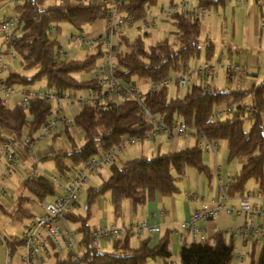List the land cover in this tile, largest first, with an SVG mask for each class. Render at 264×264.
Listing matches in <instances>:
<instances>
[{
  "label": "trees",
  "instance_id": "trees-1",
  "mask_svg": "<svg viewBox=\"0 0 264 264\" xmlns=\"http://www.w3.org/2000/svg\"><path fill=\"white\" fill-rule=\"evenodd\" d=\"M83 0H23L16 3L15 13L20 17L15 50L25 73L10 69L5 74L9 87H34L43 82L42 88L59 93L98 91L100 87L92 78L79 79L76 74L92 70L97 60L104 55L101 39L96 45L98 53L83 59L69 58L57 52L61 49L58 40L62 24H69L79 31L85 25L102 22L106 17V4L101 0L83 3ZM160 0H127L122 11L137 18L146 16ZM8 2V0H0ZM203 3L217 9L225 6L222 0H205ZM163 21H170L175 31L173 39L164 38L147 46L142 35L130 39L125 31H118L117 65L118 77L128 84L158 82L173 74L188 71L191 63L201 57L202 43L206 60L213 57L214 43L210 38L201 41V19L176 14ZM162 21V22H163ZM149 33H145L148 35ZM1 44V37H0ZM144 93V92H143ZM250 96L254 112L242 111L244 100ZM142 104L161 118L168 126L185 122L195 135L204 133L210 140L226 141L228 161L242 160L240 170L232 176L229 194L233 197L248 192L247 185L254 181L264 190V79L248 91L221 89L213 84L193 83L184 97H172L170 89L147 90ZM235 106V111L226 118L211 122L214 110ZM53 112V105L43 99L30 100L28 109L17 104L3 106L0 96V142L35 138L41 126ZM251 120L250 129L245 122ZM77 132L83 134L79 142L74 133L65 127L59 136L68 143L56 146L58 136H51V156L41 161H52L56 172L70 174L79 171L93 157L118 146L125 137L149 133L153 126L141 117V103L135 97L113 98L101 103L88 104L80 108L74 118ZM23 157L31 158L27 146L21 147ZM36 166V165H35ZM110 168V176L100 186L86 189L85 213L69 211L65 219L77 225L79 249L63 255L51 252L53 264H151L152 261L172 258L169 236H164L157 245L150 239H142L137 246L130 243L131 233L118 238L111 252L91 247V236L95 229L89 220L97 201L107 198L117 217L124 212V205L131 201L142 206L155 199L156 195L174 197L180 192L178 181L194 169L211 183L213 172L205 163L203 151L198 144L180 151L157 154L153 157L139 156L128 160H116ZM22 192L16 196L15 207L4 212L12 222H29L35 215V206L51 200L58 191L47 178L38 174L27 175L22 183ZM78 204V203H77ZM13 247V255L22 247V236H6ZM235 241L222 231L202 243H184L175 264H232ZM252 264H264V248Z\"/></svg>",
  "mask_w": 264,
  "mask_h": 264
},
{
  "label": "built area",
  "instance_id": "built-area-1",
  "mask_svg": "<svg viewBox=\"0 0 264 264\" xmlns=\"http://www.w3.org/2000/svg\"><path fill=\"white\" fill-rule=\"evenodd\" d=\"M23 0H8L18 3ZM106 4V17L103 20L104 30L96 39L73 36L72 39L81 45L89 43L96 45L101 39L104 41L105 49L102 63L96 65L92 71L91 78L100 87L98 91L59 93L57 91L42 87H20V105L28 109L30 100L33 98L43 99L53 105V112L47 121L41 126L35 138L0 142V177L5 180L11 172L18 169L23 154L21 147L27 146L31 155L36 154V147L42 140L51 136H59L61 130L68 127L71 132L75 131L74 119L67 116L65 108L74 105L81 108L84 105L104 102L108 99L129 97L137 98L141 103V117L144 122L153 126L152 130L144 137H125L123 141L111 150L91 158L83 168L75 173L60 174L54 172L45 176L54 185L58 193L51 200L43 201L35 211L34 217L25 226L22 235V252L18 256L20 264H44L51 252L60 256L70 251L79 249L80 239L78 233L67 225L65 214L72 210L80 200L86 184L95 177L97 172L107 166H111L119 159L121 152L128 147H135L140 142L149 138L155 139L159 135H165L167 140L174 137L192 134L197 138L198 147L203 153L212 154L215 158L213 178L217 186V195L208 200L198 192H185L188 201L197 204L191 218L183 225L184 234L180 235L182 240L190 237L191 243H202L208 240L204 233L202 223L216 220L221 214H235L243 217L244 222L231 229L222 232L240 242L241 249L235 245V255L232 264H243L247 258L253 257L257 247L261 244L264 248V190L257 192L248 191L243 195L235 197L229 194L231 181L225 165L219 163V141L210 140L204 133L195 135L185 122L168 126L161 118L155 116L151 110L142 104L144 94L135 84H128L118 77L117 45L114 41L118 31L135 28L145 33H151L159 22L171 18L176 14L188 15L196 19L209 18L213 14V7L203 3L205 0H168L167 5L155 12L149 10L146 16L137 18L133 14L122 11L127 0H101ZM224 5L234 4L237 6L246 3L257 5L262 12L260 27L264 31V0H222ZM83 3H92V0H83ZM20 23L19 15L4 17L0 19V91L3 93L2 105L8 106L9 99L15 95V87L5 84V74L11 69V65L17 60L15 50L17 30ZM59 53L67 56L68 53L59 49ZM219 68L225 70L226 77L231 80L238 79L240 75L249 74L248 65L224 64L216 61H205L191 67L184 73L173 74L158 82L149 83V91H157L161 88L171 89L172 87L188 88L195 79L212 78ZM235 111V106L221 107L213 111L210 116L211 122H217L229 116ZM242 111L247 115L254 112L253 106L243 104ZM52 153L49 150L47 157ZM36 168L32 174H38ZM5 190H0V200ZM236 200L237 204L233 201ZM256 221H259L258 223ZM149 230L158 233L160 228L151 226L148 221H139L136 224H117L101 226L95 229L91 236V247L100 249L107 241H115L122 235L133 233L140 236L143 231ZM0 246L5 250L3 264H14L13 247L9 244L6 236L0 233ZM162 264H175L171 259L164 260Z\"/></svg>",
  "mask_w": 264,
  "mask_h": 264
},
{
  "label": "crops",
  "instance_id": "crops-1",
  "mask_svg": "<svg viewBox=\"0 0 264 264\" xmlns=\"http://www.w3.org/2000/svg\"><path fill=\"white\" fill-rule=\"evenodd\" d=\"M239 8H241V10H242V19H243L244 24L246 26L244 29L246 37H248L250 39V41H252L253 43L255 40V44H256L257 39L259 37L260 30H261V34H264V31L260 27L261 15H262L261 9L257 5H254L253 3H246V4L240 5V6L230 4V5L221 6L217 9L213 8V14L209 18L201 19V28H202V20L208 21V24H209L208 29L210 31L214 25H217V23H219V20H221V18H223V20H221L222 28L226 27V24L228 23V20H229L228 15H234L236 12V9H239ZM215 12L217 14L214 16ZM232 26H233L232 36L234 38V31H235L234 20H233ZM103 28L104 27L102 24V27L99 29H95V31L89 35V38H95L97 36H100L101 33L103 32ZM149 34H151V33H149ZM237 52H239V51H237ZM229 53L232 54V51L230 50ZM258 59H259V56H253V57H251L249 63H246V65H248V70H249V74L247 76L240 75L238 77V79L231 80V79H228L226 77L225 70L223 68H219L217 70V73L212 78L195 79L194 83H197V84H209V83H211L214 86L221 88V89H231L232 91H237V90L248 91L249 89H246L247 88L246 86L248 84V78L259 76L260 63H259ZM205 61L213 62V60H211V59L205 60ZM223 61L224 60L216 61V62L226 64ZM199 63L200 62L195 60L191 63V67H194L195 65H197ZM229 64H231V63H229ZM232 64H237V63H232ZM239 65H242V64H239ZM11 68L14 69V67L12 65H11ZM256 71L258 72L257 74H255ZM254 85H256V84H254ZM137 87H138V85H137ZM177 89H178V91H180L179 88H177ZM15 90L17 92H15V95H13V97H11L9 99V102H8L9 107H13V106L19 104V102L21 100V97L19 94V92L21 90L20 87L15 88ZM0 96L1 97L3 96V93L1 91H0ZM243 102L245 103V100ZM79 111H80V108L78 106H74V105H68L65 108V112H66L67 116L71 119H74L75 116L79 113ZM75 131L77 132L76 129H75ZM181 137H184V136H181ZM181 137H174L171 140H167L165 135L161 134L155 139L149 138L147 140L140 142L135 147H128L127 149L123 150L121 152L118 160H123V158H122L123 153L134 152V150H138L139 154L135 155V156H131V158H129V159L139 157L142 155L148 156V157H153L157 154L180 151L182 149H185L186 147L189 148L188 147L189 144H186V142H184L181 139ZM194 137H195V141H196L194 144V146H195V145H197V138H196V136H194ZM63 140H64L63 136H58L57 141H56L57 142L56 146L59 145L58 143H62ZM50 143H51L50 138L42 140L41 142H39L37 144L35 155H32V157L28 158V159L25 157L23 158V160L21 162L22 167L19 166L17 170L13 171L14 173L17 174V177L20 179V181H22V180L24 181L26 176L32 174L36 168H38V170H39L38 175H41L44 177L49 175V174L56 172L55 166H54L52 161H41L42 159L47 157L46 154L50 150V147H49ZM191 147H193V146H191ZM219 147H220V145H219ZM128 155H130V153H128ZM126 160H128V159H126ZM214 160H215V158H214ZM218 161H219V158H218ZM221 164H224L225 168H226V161L225 160H223V163H221ZM188 174H189V177H188L189 180L187 181L186 184L183 185V190H185V192L186 191L198 192L201 195H204L206 198L210 196L211 199H213L217 195V186H216V182H215L214 178H213L212 182L210 183L206 177L203 178L201 175H199V173L197 171H196V173H191V171L187 170V175ZM187 175H186V177H187ZM109 176H110L109 166L101 168L97 172L95 177L92 178L88 182V187L100 186L101 183L104 180L108 179ZM1 179L2 178L0 177V185L2 182ZM21 188H20V190H18V189L14 190V188L11 189L9 187H6V189H5V194L2 198H4V197L9 198L10 202L13 205V208L15 207L16 196L19 193H21L23 190V188H22V190H21ZM179 188L181 191L180 186H179ZM234 201H236V200H234ZM234 201H233V203L237 204V202L235 203ZM0 202H1V200H0ZM80 206L81 205L78 201V204L75 207H73L72 210L77 211L78 209H80ZM96 206H98V208H102L103 210L106 206L112 207L107 198L99 199L97 201ZM36 207H38V206L34 207L35 211L37 210ZM110 207H109V210H110ZM197 208H198L197 204L194 202L188 201L183 196V194L182 195L177 194L174 197H168V198L163 197V196L158 194V195H156V197L153 201L148 202L142 206H135L131 201H127L124 205V212H123V215L121 217H117L115 215L114 211L112 210L113 211L112 212L113 217L108 218V221L107 220L106 221L100 220L96 224V226H93V229H97L101 226H108V225L113 224V223H117V224L133 223V224H136L139 221L146 220L149 222V224L151 226L159 227L160 231L158 233H154V232H151L149 230H145L142 232V234L140 236L134 235L133 233H131L130 242H131L132 237L135 236V238L138 240V242H140V240H142V239L149 238L151 245H157L159 243V241L164 236L168 235L170 242H171V245H170L171 251H172L171 260L176 263L179 259L180 248L184 245V243H191L190 237H187L185 240H182L180 237V235L183 236V234H184L183 225L191 218V216L193 215V213L195 212V210ZM227 221H228L227 215L221 214L214 221H208V222L202 223V226L204 228V233L207 235L208 240L212 239L214 234L218 231H223L225 229H231L233 227L241 225V224H238L236 226H232ZM26 223H28V222H26ZM67 225L70 228H72L71 224L69 222H67ZM119 238H123V235ZM115 241L105 242L100 249L105 250L108 247L110 249V251H113ZM108 242H110V243L107 244ZM237 243L240 244V242H236L235 245H237ZM5 254H6L5 250L0 246V264L4 263ZM163 261L164 260L158 259V260L152 261L151 264H162ZM14 264H20L18 258H17V260H14Z\"/></svg>",
  "mask_w": 264,
  "mask_h": 264
},
{
  "label": "rangeland",
  "instance_id": "rangeland-1",
  "mask_svg": "<svg viewBox=\"0 0 264 264\" xmlns=\"http://www.w3.org/2000/svg\"><path fill=\"white\" fill-rule=\"evenodd\" d=\"M167 5L168 0H160L157 5L152 7V11H157L161 5ZM15 6L16 3L14 2H0V19L6 17H12L14 16L15 13ZM229 8V7H228ZM230 11V10H229ZM217 13L215 12L214 16ZM229 20L228 23L226 24V27L222 28L221 20H219V23L217 25H214L212 29L209 31L208 29V21L207 20H202V28H201V36L200 39L201 41H204L206 38H210L213 43H214V52H213V57H211V60L213 61H221L224 60L226 64L229 63H237V64H242L246 65V63H249L251 57L253 56H259V63H260V71H259V76L258 77H252L248 78V84L246 89H250L254 84L258 85L264 78V34H261V30L259 32V37L257 39V42L255 44L248 37H246L245 34V24L242 19V10L241 8L236 9V12L234 15H228ZM234 17V18H233ZM233 20H234V25H235V31H234V38L232 36V28H233ZM226 22V21H225ZM103 21L102 22H97L93 25H85L83 28V31H79L75 27L69 25V24H62V31L61 34L58 37V40L60 42V47L63 50V52L68 53L69 58H79L83 59L87 55H93L97 54L99 47L97 45H92L89 43H85L84 45H81L79 42H76L72 39L73 36H81V37H87V39H96L99 36L95 38H89V35L95 31V29H99L102 27ZM104 30V28H103ZM127 36L132 40L136 38L138 35H142L145 43L147 46L152 45L156 41H160L166 37L173 39V36L171 33L175 31L174 25L170 21H163L159 22L157 26L153 29L151 34L145 35V31H139L136 30L135 28L132 29H127L124 30ZM102 34V33H101ZM114 41L117 42V38H114ZM103 49H105V46H102ZM204 43H202V54L201 57L196 59L198 62L203 63L206 60L205 54H204ZM237 49V50H236ZM230 50L232 51V54H230ZM59 49L57 48V52ZM239 51V52H237ZM103 57L98 58L97 60V65L102 63ZM12 66L20 71H25V73L33 74L34 71H26L21 68V64L19 59L16 60ZM92 70H89L87 72L83 73H78L76 76L79 79L82 80H88L91 78L92 75ZM258 72L256 71L255 74ZM43 85V82H38L34 85V87H40ZM137 85L141 91L144 93L148 90L149 88V82H137ZM187 92V88H181L180 91L176 87H172L170 89V95L172 97H184ZM245 104L250 105L251 104V99L250 96H247L245 99ZM245 129L249 130L251 126V120L247 119L245 122ZM74 136L76 137L77 140L80 142H83L84 137L81 132H76L73 131ZM181 139L186 142V144H189L188 147L190 148L191 146H194L195 144V137L192 134H188L184 137H181ZM52 143V138L50 139ZM63 143H68L67 138L63 140ZM219 152H218V158H219V163H223V160L226 161V171L228 176L232 177L235 175L241 168L242 165V160L240 159H233L231 161H228V144L226 141H219ZM59 145L61 143H58ZM187 148V147H186ZM130 153V155H128ZM139 151L134 150V152H125L122 154L123 160L131 158V156L138 155ZM214 156L212 154L208 153H203V158L204 161L209 167L211 168V171H214V166H215V160L213 158ZM22 167V165L20 164ZM188 171H191V173H196V170L194 169H188ZM201 175L203 178L205 177L202 174ZM105 177V176H104ZM189 174L187 175L186 178L179 180L178 185L181 187L180 193L178 195H182L185 197V190H183V185L187 183L189 180ZM1 185H0V190L6 189V187H9L11 189L14 188L20 190L22 187L23 180L20 181V179L17 177V174L12 172L10 175L5 180L1 179ZM88 187V183L86 184L82 194L81 198L79 200L80 203V209L77 210V212L85 213V201H86V189ZM247 188L249 191L252 192H257L259 190L257 184L254 181H250L247 185ZM22 190V188H21ZM208 200H211V197H207ZM236 203V201H234ZM110 206H106L104 210L102 208H98V206H94L92 208V214L89 220L90 225L96 226V224L100 220H107L108 218L113 217V209ZM4 208L6 210H12L13 205L10 202L9 198L4 197L1 199L0 202V233H2L5 236H22L25 230V226L27 223H17V222H12L9 218V216L4 212ZM109 214V215H108ZM227 215L228 223L232 226H236L238 224H242L244 222L243 217H238L235 214H225ZM115 219V218H114ZM257 223L259 221H256ZM71 227L76 231L77 225L74 223L71 224ZM79 238V234H78ZM108 242L107 244H109ZM131 245L132 246H137L138 245V240L135 238V236L132 237L131 239ZM241 244L237 243L236 247L238 249H241ZM262 250L261 244L258 245L257 251L255 253V259H258L260 255V251ZM107 252H111L110 249L107 247L105 250ZM22 252V247H20L17 252L14 255V260H17L18 256ZM253 258L249 257L243 264H252ZM44 264H53V259L47 258Z\"/></svg>",
  "mask_w": 264,
  "mask_h": 264
}]
</instances>
